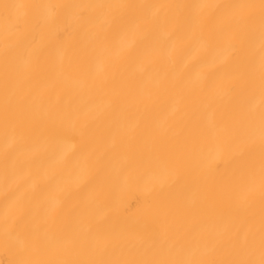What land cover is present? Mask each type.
Wrapping results in <instances>:
<instances>
[{"label":"bare ground","instance_id":"bare-ground-1","mask_svg":"<svg viewBox=\"0 0 264 264\" xmlns=\"http://www.w3.org/2000/svg\"><path fill=\"white\" fill-rule=\"evenodd\" d=\"M0 264H264V0H0Z\"/></svg>","mask_w":264,"mask_h":264}]
</instances>
